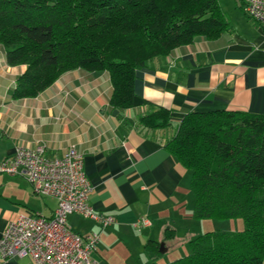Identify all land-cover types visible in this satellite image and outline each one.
Segmentation results:
<instances>
[{
	"label": "crops",
	"instance_id": "crops-1",
	"mask_svg": "<svg viewBox=\"0 0 264 264\" xmlns=\"http://www.w3.org/2000/svg\"><path fill=\"white\" fill-rule=\"evenodd\" d=\"M232 6L233 16L225 17L227 29L215 38L198 35L138 68L133 105L115 114L104 70H68L36 96L14 97L17 78L26 67L9 65L0 45V159L11 157L19 146L39 144L47 157L62 156L69 147L82 154L91 186L89 204L113 221L102 228L72 213L67 225L79 234L99 233L98 250L92 255L99 264H157L163 253L203 233L190 215V172L164 145L188 112L264 114V32L245 12L243 0H234ZM157 106L170 110L169 127L138 122ZM56 205L54 198L34 194L23 176L0 173V236L8 221L22 214L50 217ZM141 217L150 224H137ZM168 227L174 237L165 239ZM149 242L158 244V254ZM28 262L27 257L0 260Z\"/></svg>",
	"mask_w": 264,
	"mask_h": 264
},
{
	"label": "trees",
	"instance_id": "trees-1",
	"mask_svg": "<svg viewBox=\"0 0 264 264\" xmlns=\"http://www.w3.org/2000/svg\"><path fill=\"white\" fill-rule=\"evenodd\" d=\"M228 22L219 0H0V45L9 65H25L14 97H34L62 73L107 71L113 110L133 105L136 70L198 35L215 38ZM171 125L170 110L139 117ZM190 171L196 220L240 218L237 231L210 230L165 264H261L264 261V114L188 112L165 142ZM174 237L168 227L164 238ZM158 254V244L149 242Z\"/></svg>",
	"mask_w": 264,
	"mask_h": 264
},
{
	"label": "built area",
	"instance_id": "built-area-1",
	"mask_svg": "<svg viewBox=\"0 0 264 264\" xmlns=\"http://www.w3.org/2000/svg\"><path fill=\"white\" fill-rule=\"evenodd\" d=\"M243 1L247 15L264 32V0ZM0 173L23 176L34 194L57 202L50 217L22 214L7 222L0 236V260L27 257L28 264H99L92 256L98 250L99 233L83 235L67 225V216L72 213L93 220L102 228L113 221L89 204L91 186L81 153L69 147L62 156L47 157L43 144L33 148L19 146L11 157L0 159ZM136 222L150 224L146 217Z\"/></svg>",
	"mask_w": 264,
	"mask_h": 264
},
{
	"label": "rangeland",
	"instance_id": "rangeland-1",
	"mask_svg": "<svg viewBox=\"0 0 264 264\" xmlns=\"http://www.w3.org/2000/svg\"><path fill=\"white\" fill-rule=\"evenodd\" d=\"M233 2H234V0H219L220 8L222 9V13L224 14L225 17H232L233 16V14H234L233 6H232ZM189 177H190V175H189ZM189 189H190V181H189ZM190 215L192 216V211H191ZM198 221L199 220H196V228L200 227V230H202L201 232H206V231H210V230H217V229L237 231V230H241L243 228L242 220L240 218H231V219H222V220L207 219V220H203L200 223ZM188 223H190V222H188ZM211 223H213V227H207V226H210ZM233 223H240L241 226L236 227V225H234ZM236 228H240V229H236ZM166 241H167V243L172 242V240H166ZM188 252H189L188 244H187V242H185V243H181V244L177 245L174 248H171L168 252L163 253V255H161L160 257H163V260L165 259V263H166V260L171 261L174 258H176L174 256L180 257L183 255H186ZM163 260H157L156 263L158 264L159 262H162Z\"/></svg>",
	"mask_w": 264,
	"mask_h": 264
},
{
	"label": "water",
	"instance_id": "water-1",
	"mask_svg": "<svg viewBox=\"0 0 264 264\" xmlns=\"http://www.w3.org/2000/svg\"><path fill=\"white\" fill-rule=\"evenodd\" d=\"M113 113L115 114L116 110H114ZM162 247H163V242L160 243V247H159V251L160 252H163Z\"/></svg>",
	"mask_w": 264,
	"mask_h": 264
}]
</instances>
